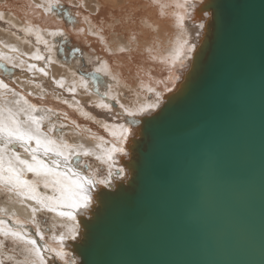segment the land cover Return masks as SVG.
<instances>
[{
  "label": "water",
  "instance_id": "obj_1",
  "mask_svg": "<svg viewBox=\"0 0 264 264\" xmlns=\"http://www.w3.org/2000/svg\"><path fill=\"white\" fill-rule=\"evenodd\" d=\"M216 2L200 70L144 118L78 264H264V0Z\"/></svg>",
  "mask_w": 264,
  "mask_h": 264
},
{
  "label": "snow or ice",
  "instance_id": "obj_2",
  "mask_svg": "<svg viewBox=\"0 0 264 264\" xmlns=\"http://www.w3.org/2000/svg\"><path fill=\"white\" fill-rule=\"evenodd\" d=\"M148 6L154 7L159 10V15L164 16V8L166 7L161 3V0H148ZM195 7V5H190ZM29 7L32 10V17L34 18L37 13L41 16L46 14L55 13L57 17L63 19L66 15L68 20L65 21V25L71 22V26L76 30L75 36L77 38L87 35L98 36L101 42L105 43L103 51L109 58L118 54H127L131 57L134 50H140L139 37L145 27L152 29V25L147 23V20L137 16L136 6H129L126 13L121 15L119 19L115 16L111 17L113 23L109 27L113 30L118 25L123 26L124 23L130 22L131 24H137L141 26V33L136 31H130L126 37V43H121L118 40H114L112 43L114 47L108 46V42L101 33L104 31L105 21L100 19V16L96 15L101 13L107 18V11L101 12L102 5L97 3L94 6V12L87 15H83L81 21L80 15L82 12H87L88 3L87 0H75L68 5L62 3V0H31ZM222 5L217 3L216 0H209L208 3L203 4L200 9V19L204 20L211 17L207 28L204 23L199 25V28L204 31L196 32V40L190 42L189 38L183 33L177 40V46L172 50L168 59L162 60L161 63L167 64L165 69L168 75L157 82V85H163L160 91L156 88L149 87L148 91L153 94L154 98L146 103H139L135 107L126 106L120 102L118 95H112L109 89L100 93L101 101L96 107L107 109L109 112L113 110L114 102L118 105L119 110L114 113L115 118H126L130 124L140 123L137 116H146L144 120L145 124L151 122L152 119H156L160 113L153 115L156 109H160V112L167 110L170 105L183 91L188 87L192 80V77L200 70L203 54L207 47V37L216 18L220 14ZM3 13H0V19L3 18ZM92 18L97 20L100 25L98 30L96 25L91 23ZM184 16L179 17V26L183 29ZM81 23L87 25V29L84 27H78ZM22 31L29 35L35 34L38 43L44 44L49 51L51 46L49 41L45 40L41 35V32H47L49 36L60 37L65 44H71L72 40L65 36L64 28L59 24L54 31H48L47 28L41 29L38 25L34 24L32 19H28ZM35 30V31H34ZM155 31V29H152ZM118 35V33H117ZM29 41H25L28 43ZM3 43V42H0ZM156 41L153 40L151 44L146 43L143 46V51L149 53V58L156 60V56H152L151 53L154 50ZM135 46V48H134ZM4 48L9 49L11 52H19V49L13 45L3 44ZM195 54V60H192V56ZM25 55V53H21ZM71 56L72 59L80 57L83 59V51L80 49H73L72 53L66 54L65 63H68L67 57ZM30 59L34 60H46L48 63H54L49 57L41 55L39 50L30 56ZM96 61H99L100 66L93 71H86L83 66L77 68L73 73V77L79 75V81L73 80V87L69 88V91L75 92V87L83 89L87 94L89 86V79L93 81L99 79V74L103 73L106 76H110L113 81L119 84L118 73L115 70L118 66L110 65L108 59H102L100 56L95 57ZM191 60V65H187L186 61ZM91 61V57L89 58ZM11 64V68H9ZM23 64V61L17 62V58L8 56L7 54L0 53V67H3L4 71L12 76L15 73L11 70L19 68ZM36 69V65L32 64L28 66V70L32 71ZM45 76L48 72L44 68L39 69ZM179 73V74H177ZM147 75V73H145ZM181 81L179 87L176 86L175 81ZM54 82L63 88L65 85V79L62 76L60 79ZM143 87V85L141 84ZM0 89H3V95L5 97V103L0 105V187L3 191L14 195L20 199L21 203L28 201H34L35 205L29 204L31 209V220L29 223L33 226L32 230L21 223L19 220H14L10 223L11 217L8 216L9 210L7 208H0V212H3L7 218L0 219V248L7 247L9 241L13 242L20 248L21 259H15L13 256H8L7 261L9 264H58V261L65 259L64 245L66 240L76 241L81 236L80 229L76 226L77 215L87 216L88 210L92 207L93 196L91 189L98 185H106L111 187V178L113 173L109 170L108 175L102 180H96L94 176L86 175L84 171H72L70 163H78L83 156H89L92 153L85 149L84 146L77 145L80 149L76 151L75 157L70 161L69 157L72 156L74 149L66 141L63 140L65 124H50L47 130H44V122L49 117L45 115H36L39 111L37 106L31 103L27 96L20 92H17L14 88H10L9 84L4 79H0ZM98 92V90H97ZM164 92L173 93V95L167 97L165 102ZM18 97L11 102L7 101V96ZM30 96L31 93H28ZM67 103V101H64ZM11 104V106H9ZM164 105V107H161ZM51 112V109L47 110ZM82 115L92 119L89 113L82 112ZM57 119H60L57 116ZM64 119H67L65 114ZM75 124V121H73ZM79 127V125H76ZM108 128L107 125H104ZM120 129L119 143H113L111 149L107 153V160H112L114 153H123L125 148L122 146L127 142L128 137L132 136L134 139L138 137V133L132 131L130 128H126L124 124L116 125ZM53 134H56L60 139H54ZM112 135H117L115 132ZM23 150L22 155L19 151ZM41 154L47 157V160L41 158ZM99 159V157H97ZM90 166L86 165L85 170ZM123 169H119V173H123ZM31 173L35 179H28L27 174ZM52 189V195H46L39 192V188ZM100 197L98 196L97 199ZM57 212L60 217H65L72 220L73 227L67 234L54 235L52 237L55 242L54 245H50L45 241V234L36 222V214L38 212ZM15 216V213H12ZM46 222V221H45ZM87 227V224H85ZM51 231V229H49ZM39 241V243H38ZM0 264H6L5 259L0 257Z\"/></svg>",
  "mask_w": 264,
  "mask_h": 264
},
{
  "label": "bare ground",
  "instance_id": "obj_3",
  "mask_svg": "<svg viewBox=\"0 0 264 264\" xmlns=\"http://www.w3.org/2000/svg\"><path fill=\"white\" fill-rule=\"evenodd\" d=\"M207 1L208 0H161V3L166 6L163 9L166 15L160 16L159 10L157 8L148 6V0H87V3L89 5L88 10L87 12L81 13L80 19L82 21L83 15L94 12V6L97 3L102 5L103 7L101 9V12L107 11V18L101 13H97L96 15L100 16V19L105 21L104 31L101 33V35L105 37L108 42V46L110 47H114V44L112 43L114 40H118L121 43H126V37L130 31L134 30L138 33H141L142 31L139 23L131 24L130 22H126L123 24V26L118 25L115 30L109 27V25L113 23V19L111 17L115 16L116 19H119L121 15H124L126 13L129 6H136L137 16L146 19L147 23L152 25V29H155V31L147 27L143 29L142 34L139 37V43L141 46L140 50H134L131 57H129L127 54H118L109 58L108 55L103 51V49L105 48V43L101 42L98 36L87 35L79 38L75 36V32L77 29L71 26V22L69 21L68 24L65 25V21L68 20V17L66 15L63 17V19H60L56 16L55 13L46 14L44 16H41L39 13H37V15L33 18L32 10L29 7L31 0H0V13L4 14L2 19L11 22L16 29L21 31V34L23 35L22 37H14L8 35L7 33V31H10V28H8L9 26L7 28H0V42H3L0 44H7V41L10 40L12 41L11 45L19 49V52L13 53L6 48L8 56L17 58L16 55L19 53L20 57H23L27 54L26 51H24V49L26 48L34 49V53L39 50V53L45 56L40 48V45H42V43H38L36 39L33 42L25 43L26 40L29 41V37L31 35L22 31L21 29L24 28L25 23L28 19H32L33 23L38 25L39 28H47L48 31H54L56 26L59 24L62 28H64L65 36L68 39L72 40V42H74L75 44L78 43L82 45L85 50H88L90 52L91 57L100 56L102 59H108L110 65L118 66L115 70L118 73L119 84H117L116 81H113L110 76H106L103 73H100L99 79L102 81V85L99 86L89 79L87 94H85L84 90L79 88L78 86L75 87L76 95L72 100L69 101L68 112L70 114H66L68 116L67 119H64L65 113H63V111L60 109L61 104L64 100L61 92L58 90V85L55 92L51 94L41 92L34 94V96L39 95L48 98L50 97V102H52L53 105L52 108L45 105H37L34 102V99L30 97L27 92L24 93V91L26 90V81L29 84L45 86L50 76H53L55 80L60 79L58 78L60 73L58 67L64 66L63 63L59 62L57 63L58 67H51L50 70L47 71V76L43 74L38 77H31L29 79L26 78L23 82H21L16 77V83L18 85H16L14 82H11V85H9L10 88H14L17 92H20L23 95L27 96L28 100L37 106L39 111L36 113V115H45L46 117H49V119H46L47 125L45 131L50 124L66 125V130L64 131V135L62 138L74 149L72 156L69 157L70 161L75 157L76 151L80 150L77 145L82 144L85 149L89 150L92 153L89 156H83L85 159L93 157L95 158V160H97V162H100L101 164L106 166L108 171L111 170V172L113 173V177L111 178V187H107L106 185L101 184L91 189L93 204L92 207L88 210L89 214L87 216L77 215V221L79 223L76 226L80 229L81 233V236L77 239L79 242L82 240L83 234H85V224H88L89 221H91L93 215L99 209L98 204H100L101 201V190H113L117 187V185L121 183L126 184L127 179L130 178L134 172L131 169L129 162L132 158L135 157V153H132V144L138 137L134 139L132 136H129L127 142L122 145L125 148V152L127 153L126 155L123 153H114L112 160H107V153L111 149L112 144L117 143L119 140L120 129L116 127V125L124 124L126 128H130L132 131L137 132L138 136H140L142 132L141 123L143 122L144 118H146V116L135 117V119H138L140 121V123L137 124H130L126 118H124L125 122L107 120L99 117L95 113H91L85 102L91 101L95 102L96 104L100 103V93H103L105 90L109 89V86L111 94L118 95L120 102L124 103L126 106L135 107L139 103H146L150 101L149 94L151 93L148 91V88H156L157 91H160L162 89L163 85H157V82L163 80L168 75V72L165 70L168 65L161 63V61L170 57L172 50L177 46V40L179 37H181V34L183 33V35L187 36L190 42L195 41L198 44L202 42L203 38L200 41H197L195 34L197 31H204L199 28V25L201 23H204L207 28V19L209 21L212 19L211 17L204 20L200 19L199 9L203 4L207 3ZM36 2H40V0H36ZM71 2H75V0H71ZM62 3L68 5L70 3V0H62ZM193 4L195 5V7L190 6ZM180 16H184L183 29H181V27L179 26ZM91 23L97 26L95 30L99 29L100 25L97 23V20L95 18H92ZM1 26L2 25H0V27ZM78 27H84L87 29L88 26L84 23H81ZM32 35L35 36V34ZM41 35L50 43L51 51H49L50 55H48V57L53 61V58L56 54L54 48L55 45H53V42H55L54 39L56 37L49 36L47 32L44 31L41 32ZM153 40L156 41V44L151 55L156 56V60L150 59L147 52L143 51V46L146 43L151 44ZM21 53H25V55H21ZM194 56L195 54H193L192 60H194ZM19 61L21 60L17 58V62ZM40 61H42V63L47 62L46 60L34 59L23 61L21 67L25 68V75H21L20 79H23L30 73V71L28 70L29 65L35 64L36 69L34 70L39 71V65L41 63ZM97 62L98 64H96V68L100 66L99 61ZM186 64L190 66L191 60L186 61ZM51 65H54V63H51ZM73 72L74 71L70 68L65 69V78L68 82V91L70 87H73L74 79L76 81H79V75L73 77ZM0 73L3 74L5 73V71L0 69ZM145 73H147V75H145ZM2 74H0V79L5 80V75L3 76ZM20 84H22V87H19ZM141 84L143 85V87L141 86ZM175 84L177 87H179L180 81H175ZM3 92L4 90L0 89V105H3L5 103ZM126 92L132 93V99L125 98L124 95ZM82 95H85V97ZM171 95H173V93L164 92L165 102L167 101V97ZM80 96L81 98H79ZM17 98L18 97L8 95L6 99L8 102H11ZM43 102L48 104V102ZM109 103H113V105L117 107L116 110H119L118 105H116L114 102L109 101ZM9 106H11V104H9ZM48 109H51L52 111L48 112ZM159 110L160 109H156L155 112H158ZM82 112L89 113L92 119H89L88 117L82 115ZM57 116H59L60 119H57ZM52 120H54L55 122ZM73 121H75V124H73ZM76 125H79V127H76ZM104 125H107L108 128H105ZM113 132H115L117 135H112ZM69 136L72 137L71 143L69 141ZM53 138L58 140L60 139V137H58L56 134H53ZM117 146H120L119 143H117ZM20 152L22 155H26L23 153L22 149L20 150ZM97 157H99V159H97ZM41 158L47 160V157H44L42 154ZM69 166L72 171H83L78 166H75L74 163H70ZM118 169H123V173H117ZM29 175H31V173L27 174L28 179L31 178H29ZM88 175L94 176L96 180H102L100 178H97L93 173ZM2 192L5 193L7 197L3 202L0 201V208H7L9 210L8 216L11 217L10 223H12V221L14 220H19L29 229V231H31L33 226L29 223V221L31 220V209L30 207H28V205H35V202L28 201L26 203H21L20 199L22 198H17L12 194L3 191L2 187H0V194H2ZM39 192L46 195H52V189H44L42 186L39 188ZM98 196L100 197L99 199H97ZM12 213H15V216H12ZM43 215H48L50 218V228L48 229H51V231L41 229L45 234L44 242L50 245H54L55 243L52 239L54 235L58 236L60 234H67L73 227L74 222L72 220L65 217H60L57 212L47 211L38 212L36 214V222L39 224V227L41 223V216ZM4 218L7 217L3 212H0V219ZM76 241L66 240L64 245V251L66 254L65 259L63 261H58V264L79 263L80 260L75 254L73 248V244H75ZM8 256H13L17 260L19 259V256L11 254L8 250H6V247L0 248V257L7 259ZM68 256L71 258L69 262L67 259Z\"/></svg>",
  "mask_w": 264,
  "mask_h": 264
},
{
  "label": "rangeland",
  "instance_id": "obj_4",
  "mask_svg": "<svg viewBox=\"0 0 264 264\" xmlns=\"http://www.w3.org/2000/svg\"><path fill=\"white\" fill-rule=\"evenodd\" d=\"M0 25H2L0 28H4V27L7 28L9 26L8 28H10V31H7L8 35H11V36H14V37H22L23 36L21 34V31L16 29L15 26L11 22H9L8 20L0 19ZM35 39H36V36L31 35L29 37V43L33 42ZM54 41L55 42H53L54 43L53 45H55L54 48H55V51H56L55 57L53 58L54 65H51V63H48V62L42 63V61H40L41 63L39 65V67L40 68H44L45 71H49L51 67L57 66V63H59V62L64 64V66H60V67L57 66L59 68V70H60L58 78H61L63 76L64 79H65L64 87L60 88L58 86V90L61 92V94L63 96V100L67 101V103H65L63 101V103L61 104V108L60 109L63 111V113L69 115L70 114L68 112L69 101L72 100L75 97L76 92H71V91L67 90L68 82H67V80L65 78V69L66 68H70L71 70L75 71L77 68H80L81 66H83V68L86 71H93L96 68L95 66H96V64H98V62L95 59L96 56H92L91 57L90 52L88 50H85L84 47L82 45L78 44V43L75 44L74 42H72L71 44H65V42L62 41L60 37H56L54 39ZM7 44L11 45L12 41L8 40ZM49 45H50V43H49ZM40 48L42 50V53H44L46 57H48V55H50L49 50L47 49V47L44 44L40 45ZM73 49L82 50L83 54H84L83 59H81L80 57L77 56L76 59L73 60L71 56H68L67 57L68 63H65L66 54L72 53ZM24 51H26L27 54L25 56H23V57H20V54L18 53L16 55L17 58L19 60H21V61L31 60L30 56L32 54H34V49L26 48V49H24ZM0 53L7 54L6 48H4L3 45H1V44H0ZM147 54L149 55V53H147ZM90 57H91V61L92 62H89V58ZM9 68H11L10 64H9ZM0 69L4 71L3 67H0ZM11 70L15 73L12 76H9L6 72L3 73V74L0 73L3 76L5 75L4 76L5 82L8 83L9 85H11V82H14L16 85H18L16 83V77L21 82H23L26 78L29 79L31 77H38V76L43 75V73L39 72L38 70H32V71H30V73L27 76H25L23 79H20L21 75H25V72H24L25 68L24 67H20V68H14V69H11ZM88 79H90L92 82H95L99 86L102 85V81L100 79H96L94 81H93L92 78H88ZM21 85L22 84H20L19 87H22ZM25 87H26V90L24 91V93H26V92L27 93H31L30 97H32L34 99V102L37 105H39V106H41V105L44 106L45 105V106H47V107L49 106L51 108L53 107L52 102H50L51 101L50 97L48 98V97L39 96V95L34 96L35 93H40V92L41 93H47V94H51V93L55 92V90L57 88V84L54 82L53 76H50V78L48 79V81L45 84V86H37V85L29 84L26 81ZM82 96L85 97V95H82ZM124 96H125L126 99H132V93L126 92ZM79 98H81V96ZM153 98H154L153 94L152 93L149 94V100L151 101ZM43 101L48 102V104L44 103ZM85 104L88 106L89 111L91 113H95L101 118H104V119H107V120H112V121L114 120V121L125 122L124 118H115L114 113H115V110L117 109V107L114 106V105H113L112 112H109L107 109L96 107L97 104L95 102L87 101V102H85ZM116 111H118V110H116ZM52 121H54V120H52ZM46 125H47V121L45 120V122H44V130L46 128ZM65 130L66 129L64 128V131ZM69 141H70V143L72 142V137L71 136H69ZM74 165L78 166L80 169H82L85 172V174L88 175V174H92L93 173L94 175H96L97 178H100V179H104L108 175V172H109L107 170L106 166H104L100 162H97V160H95V158H93V157H89L87 159H85L84 157H81L79 162L78 163H74ZM86 165L90 166L89 169H87V170H85V166ZM29 178L30 179H34V176L31 174V175H29ZM6 197H7L6 194L2 192V194H0V201L3 202L4 200H6ZM49 226H50V218H49V216L48 215L41 216L40 228L42 230H49L48 229V228H50ZM6 250H8L13 255L15 254V255L19 256V259H21L19 246L17 247V245H15L13 242H11V241L8 242ZM67 259H68V262L71 260V258L69 256L67 257ZM5 262H6V264H9L7 259H5Z\"/></svg>",
  "mask_w": 264,
  "mask_h": 264
}]
</instances>
